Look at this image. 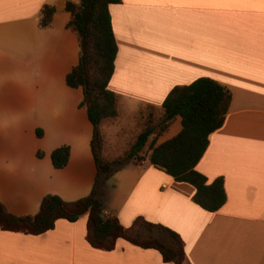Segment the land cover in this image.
Segmentation results:
<instances>
[{
	"label": "crops",
	"instance_id": "0c3cea01",
	"mask_svg": "<svg viewBox=\"0 0 264 264\" xmlns=\"http://www.w3.org/2000/svg\"><path fill=\"white\" fill-rule=\"evenodd\" d=\"M66 1L79 2L0 0V204L15 216L34 215L47 194L75 201L95 181L82 88L65 81L80 53ZM43 5L53 7L47 26L39 24ZM109 14L117 51L108 88L117 114L111 126L101 123V155L125 154L122 130L131 144L151 129L141 154L177 134L178 115L160 128L161 102L174 86L209 77L230 101L195 165L208 181L223 180L217 210L201 208L190 183L144 158L99 189L105 213L131 235H147L138 219L175 231L188 264H264V0H119ZM145 109L157 119L149 122ZM63 145L67 161L55 167L51 152ZM85 234L86 213L36 235L0 229V264H174L123 238L112 250L94 248Z\"/></svg>",
	"mask_w": 264,
	"mask_h": 264
},
{
	"label": "trees",
	"instance_id": "16d2710c",
	"mask_svg": "<svg viewBox=\"0 0 264 264\" xmlns=\"http://www.w3.org/2000/svg\"><path fill=\"white\" fill-rule=\"evenodd\" d=\"M118 2L79 0L78 3H65V9L70 12L68 25L77 32L80 44L78 62L67 73L65 81L69 86L82 88L81 105L86 107L88 119L93 126L91 150L96 164L93 188L88 195L72 202L47 194L41 199L34 215L15 216L0 204V229L36 235L52 229L59 218L75 221L86 213L85 238L90 246L112 250L116 239L123 238L141 248L156 249L165 262L183 264L184 245L178 233L161 224L138 219L147 235H131L116 216L105 213L99 189L125 163L145 158L150 164L164 168L174 180L190 183L194 187L192 199L201 208L217 210L225 202L223 180L216 177L208 181L195 169V165L207 146L209 134L223 122L230 93L209 77H199L189 84L172 87L161 102L160 128L178 115L181 118L180 131L157 145H151L147 153L141 154L151 133V129L145 127L135 136L123 157L111 160L101 158V123L117 114L116 97L108 88V82L117 51L109 5ZM52 12V6H42L39 20L41 26L50 23ZM50 157L55 167H62L67 161L68 147L63 145L55 148ZM154 230L161 237L154 236Z\"/></svg>",
	"mask_w": 264,
	"mask_h": 264
},
{
	"label": "rangeland",
	"instance_id": "374dc122",
	"mask_svg": "<svg viewBox=\"0 0 264 264\" xmlns=\"http://www.w3.org/2000/svg\"><path fill=\"white\" fill-rule=\"evenodd\" d=\"M145 113H146V115H148L147 117V119H150V121L149 122H152V121H154L155 119H157V112H155V110L154 109H145ZM115 117V116H114ZM114 117H112V119H110V118H107V119H104V120H106V122H109V121H111L112 120V123L115 121V119H114ZM114 119V120H113ZM103 120V121H104ZM102 121V122H103ZM107 126L109 127V126H111V122H109V123H107ZM143 126H148V124L146 125V121L144 122V123H142V127ZM101 127V126H100ZM101 129V128H100ZM131 136H133L132 134H131V132H130V130L128 131V132H124L123 130L122 131H120L119 132V137H124L125 138V141H126V144L128 145V147H129V145H130V141H131ZM101 139H102V135H101ZM129 143V144H128ZM101 144H102V140H101ZM128 147L126 148V150L124 151L125 153H126V151H127V149H128ZM99 156L101 157V158H103V159H106V160H111V159H114V158H117V157H123L124 156V154L123 155H117V156H110V155H101V145H100V148H99ZM104 183H106L107 185L109 184H111V182L108 180H106ZM107 187V186H106ZM107 191H108V193H113V191H114V189H112V188H109V186L107 187ZM154 233V231L152 232V234ZM154 235V234H153ZM142 237V236H141ZM157 237H161V234H159L158 233V236ZM163 237V236H162ZM183 264H188V263H186V262H184Z\"/></svg>",
	"mask_w": 264,
	"mask_h": 264
}]
</instances>
